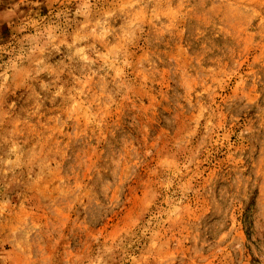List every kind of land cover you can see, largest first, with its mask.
Instances as JSON below:
<instances>
[{"label": "rangeland", "instance_id": "obj_1", "mask_svg": "<svg viewBox=\"0 0 264 264\" xmlns=\"http://www.w3.org/2000/svg\"><path fill=\"white\" fill-rule=\"evenodd\" d=\"M0 264H264V0H0Z\"/></svg>", "mask_w": 264, "mask_h": 264}]
</instances>
